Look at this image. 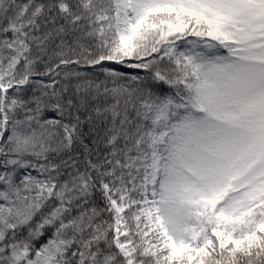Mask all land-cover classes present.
Returning <instances> with one entry per match:
<instances>
[{
    "label": "snow or ice",
    "instance_id": "obj_1",
    "mask_svg": "<svg viewBox=\"0 0 264 264\" xmlns=\"http://www.w3.org/2000/svg\"><path fill=\"white\" fill-rule=\"evenodd\" d=\"M0 264H264V0H0Z\"/></svg>",
    "mask_w": 264,
    "mask_h": 264
}]
</instances>
